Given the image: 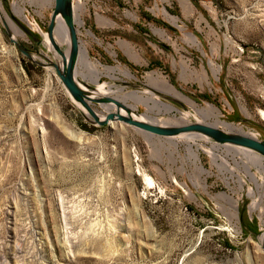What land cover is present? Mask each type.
<instances>
[{
    "label": "rangeland",
    "instance_id": "obj_1",
    "mask_svg": "<svg viewBox=\"0 0 264 264\" xmlns=\"http://www.w3.org/2000/svg\"><path fill=\"white\" fill-rule=\"evenodd\" d=\"M73 4L81 48L100 67L119 66L98 79L108 95L137 91L174 108L129 100L135 112L170 122L188 113L194 122L190 104L157 76L264 139V0ZM0 5V264H264V190L247 173L248 165L261 180L244 148L200 134L150 135L121 121L91 124L55 68L33 63L5 31L4 22L36 59L58 58L42 34L54 0ZM84 73L78 61L77 77L97 86Z\"/></svg>",
    "mask_w": 264,
    "mask_h": 264
},
{
    "label": "water",
    "instance_id": "obj_2",
    "mask_svg": "<svg viewBox=\"0 0 264 264\" xmlns=\"http://www.w3.org/2000/svg\"><path fill=\"white\" fill-rule=\"evenodd\" d=\"M61 17L67 26L69 36L68 54L56 39L55 32L57 18ZM12 18L18 22L21 28L29 35L32 32L22 24L15 15ZM4 20V19H3ZM5 31L17 49L33 63L41 66L54 67L56 73L63 83L74 102L83 110L85 118L94 125H107L111 122L121 121L139 128L150 135L161 137H176L184 134H200L210 138L216 143L239 146L244 149L254 151L264 157V139H259L238 131L225 130L220 127L202 123L189 122L184 124H169L142 120L132 116V109L124 101L110 95L97 94V86L81 81L77 77V64L81 52L80 39L78 37L75 20L73 0H54V8L50 21L46 28L47 37L55 50L58 58L42 61L36 59L35 55L14 38L12 31L4 22ZM37 39L36 37H34ZM39 42H41L39 40ZM96 105L104 107L105 114L98 112ZM109 107V108H108ZM122 110L125 113H122ZM135 114L138 115L137 112ZM264 250V230L261 232V244Z\"/></svg>",
    "mask_w": 264,
    "mask_h": 264
},
{
    "label": "bare ground",
    "instance_id": "obj_3",
    "mask_svg": "<svg viewBox=\"0 0 264 264\" xmlns=\"http://www.w3.org/2000/svg\"><path fill=\"white\" fill-rule=\"evenodd\" d=\"M13 8H14L13 10L16 13L23 14V8L21 7V5L17 1H15L13 3ZM73 8H74L75 20H79L80 17H79V14H77L75 11V5L74 4H73ZM0 11L3 12L1 5H0ZM25 17H27V16L25 15ZM6 18H8L10 20V23L17 30V32L22 33L21 29L19 27H17L16 24L8 16H6ZM81 22H82V20L80 19V23ZM42 34L44 37V43L48 47H51V43L47 37L46 32L42 31ZM55 36H56V39L58 42H60V43L65 42L66 44L69 45V36H68L67 26H66L65 21L61 17L57 18V26H56ZM66 54H68V49L66 50ZM78 61H79L80 65H82V67L84 68V71H85L84 75H92L94 77V82L97 84V92L96 93L101 94V95H108L109 90L106 89L104 84L100 83L98 81V79L103 72H105V73L107 72V73L111 74L112 71L119 70V68H118L119 66L118 67L102 66L103 68L100 67L102 64L99 62H95V61L91 60L89 53H88V50H87V48H85V46L83 48H81V52H80V56H79ZM120 69H122V68H120ZM125 72H126V74L131 75V72L128 69H125ZM152 75H154V74L151 73L149 76L151 79H152ZM111 76H115V75L111 74ZM154 79L156 80V82L158 84H160V86H162L161 88H164L166 91L173 93V95L178 96V98L180 97V98L184 99L185 101H187L190 104V106L192 107L191 113H193V115H195V117H196L194 120L195 122L208 123V124L220 127L222 129H225V130L238 131V132H242V133L257 137L254 133H252L250 131H246L242 127H240L236 124H233L231 122H227V121L221 119V115H220L221 111L219 110L218 107L214 106L213 104L207 103L205 105H199L198 103H196L194 100L190 99L189 97L182 95L178 90H176L174 88V86L168 80H161L157 76L154 77ZM129 100H134L137 103H143L145 106H147L148 110H152V109H156V108L158 110H161L162 108H164V109L166 108L167 110H169V109H173L174 107L172 105L166 103V102L161 101V100H158V99H155L153 97L145 96L141 93H138L137 91H131V92H127L123 96L122 101H124L128 106L131 107V109L133 111L132 112L133 117H137V118H140L142 120L151 121V122L169 123V124H184V123L190 122L189 119L187 118L188 113L184 114V116H181L180 118H178V121H176V122L160 120L157 117H152L149 115L144 116L142 113H138V112H137L138 113V115H137V114H135V106L129 104L128 103ZM122 113H125V111L122 110ZM261 117L264 119V112L261 113ZM203 119L208 121V122H203L204 121ZM193 135L194 134H184V135H180V137L181 136H187L190 138ZM187 149H188V154L190 155V157L193 158V161L197 164L198 168L201 170H205V167L203 165L198 164V162L200 161V156H199V153L197 152V150L193 148L192 142L188 143ZM209 149L207 152L211 155V157H212L211 159L213 160L214 163H218L217 162L218 161L217 155L213 151L214 149H217V148L215 146H212V150H209ZM244 151L249 154L250 159L253 162H255V164L257 165V170H258L259 174L261 175L260 176L261 180H259L257 174L255 172H253L251 170V168L247 165L248 175H250L251 179L256 183V185H257V187H259V189L262 188L264 190V157L261 156L260 154L252 152L250 150L245 149ZM236 152H237V150H236ZM239 153H240V151H239ZM244 157H245V155H244ZM249 161H248V163H249ZM145 180L147 181V183H152L151 178H149L147 176L145 177ZM249 193L251 195L254 194L253 190H250ZM258 205H259V202L254 200L252 205H251V208L252 209L258 208ZM236 214L237 213H235V215ZM263 223H264V218H263Z\"/></svg>",
    "mask_w": 264,
    "mask_h": 264
}]
</instances>
